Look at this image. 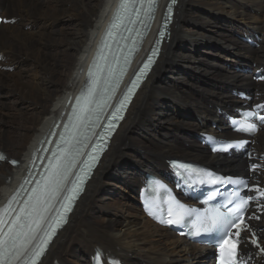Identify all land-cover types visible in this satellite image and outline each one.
<instances>
[{"label": "bare ground", "instance_id": "bare-ground-1", "mask_svg": "<svg viewBox=\"0 0 264 264\" xmlns=\"http://www.w3.org/2000/svg\"><path fill=\"white\" fill-rule=\"evenodd\" d=\"M122 1L0 0L2 14L18 20L14 26H0L2 65L17 69L16 75L0 70V148L7 158L0 164V213L18 196L42 140L71 116ZM167 1H157L150 32L130 73L151 48ZM178 3L172 41L163 44V54L131 103L69 225L41 264H92L96 252L113 254L124 264H213L208 260L212 250L150 221L138 205L139 192L146 174L166 173L177 153L222 171L247 166L249 160L241 155L231 159L211 155L195 143L193 133L210 129L214 135L240 138L216 109L231 113L239 108L241 101L235 94V99L231 97L238 87L264 93V83L251 81L264 68V45L257 49L239 40L257 33L255 41L264 42V0ZM239 16L244 21L238 22ZM233 65L249 70L236 74ZM211 121L220 122V127L214 130ZM258 134L256 149L264 153V131ZM190 142V149L184 148ZM129 146H134L132 154L124 151ZM119 182L129 191L119 193L114 187ZM112 195L125 203L112 202L108 198Z\"/></svg>", "mask_w": 264, "mask_h": 264}, {"label": "snow or ice", "instance_id": "snow-or-ice-1", "mask_svg": "<svg viewBox=\"0 0 264 264\" xmlns=\"http://www.w3.org/2000/svg\"><path fill=\"white\" fill-rule=\"evenodd\" d=\"M128 7L127 3H122V9H126ZM117 20H120V17H117ZM4 22H8V21H4ZM115 26V25H114ZM109 35H111V33H109ZM92 93V89L89 88L88 92L85 93V96H90ZM83 98V97H82ZM79 104V101H78ZM122 106V105H121ZM262 120H264V117L261 118ZM109 127H112V125L110 124ZM248 130H254L252 128L251 125H248ZM3 156H0V159H3ZM14 163V162H13ZM90 168V166H89ZM86 175V173H85ZM67 178V171H64L62 174V179H66ZM78 183L77 184H73L72 185V195H69L68 197H66V204L64 206V211L67 212L70 210L71 207V203L72 201L75 199V194L80 190V184L83 183V176L81 177H77ZM233 183H235V181H232ZM60 185H57V191H59ZM262 195H264V193H262ZM248 203L247 200H244L243 203L238 206L237 211L240 210V208H242L243 206H245ZM23 211V210H22ZM171 216V213L169 214ZM19 219V218H17ZM40 219H43V217H41ZM64 220V216L60 215L56 221V224L59 225V223L63 222ZM162 223H168V224H179L181 222V218L178 216L175 219L169 218L167 221H161ZM243 224V220H239L238 222H236L235 224H233L231 221L228 220L227 217H223L220 213H217L216 216L212 217L211 220L209 221V227L211 229H217L219 230V228H230V227H238ZM39 221L35 222V228H39ZM246 227V225H245ZM35 228L32 229L33 232V237L35 236ZM55 227H50V231L45 233V236L47 237V239L43 240L41 243L42 244H47L48 239L51 238V234H54L55 232ZM9 233H12V228H9ZM229 235V232H225V238L221 241V252H223V245L229 243L227 237ZM238 235V233H237ZM253 235H255V233H253ZM31 239V238H30ZM30 242L26 241L25 245ZM252 243L256 244L257 241L253 240ZM21 248H17V239L15 236L9 235L6 236L3 240H0V249H2V252H0V264H3V257L5 255H12L13 257H18L21 254V251L23 250V247ZM258 246V245H257ZM44 251L43 247L38 248V250L35 252L36 256H39L40 254H42V252ZM261 252H264V248L260 249ZM34 264V262H33ZM230 264H238V262L233 259L232 261H230Z\"/></svg>", "mask_w": 264, "mask_h": 264}, {"label": "rangeland", "instance_id": "rangeland-1", "mask_svg": "<svg viewBox=\"0 0 264 264\" xmlns=\"http://www.w3.org/2000/svg\"><path fill=\"white\" fill-rule=\"evenodd\" d=\"M236 20L238 21V22H240V21H242L243 19L239 16L238 18L236 17ZM244 21V20H243ZM8 34H9V32H8ZM246 35H244V36H242V37H239V40H240V42L243 44L244 43V40H243V38L245 37ZM244 45V44H243ZM260 49V48H259ZM189 55L190 54H192L190 51H188L187 52ZM235 60H236V58H235ZM234 63V62H233ZM238 67H242L240 70H238ZM232 72H235L236 74H238L239 72H242V73H244V70H246V69H248V68H246L245 69V67H243V66H240V65H233L232 66ZM13 71H11V72H7L8 73V75H14L16 72H17V69L13 66ZM236 70V71H235ZM239 71V72H238ZM14 73V74H13ZM16 75V74H15ZM232 88H236V87H232ZM238 89H241L242 91L244 90V89H246L245 87H238L237 88V90ZM236 90V89H235ZM231 91V90H230ZM231 99V98H230ZM229 103H232V99H231V101L229 102ZM213 107L211 106V110H213L212 109ZM215 109L217 108V107H214ZM214 109V110H215ZM218 109H221V107H218L216 110H218ZM223 110H224V108H222ZM191 120L194 122V123H197V122H200V120H197V119H195V118H191ZM213 123H217L218 125H220V122H213V121H211L210 122V127L212 128V124ZM199 125H201V124H199ZM207 130H210V129H206L205 131H203V133H206V132H208ZM202 133H199V134H197V133H193V136L196 138L195 139V143L198 145V142H197V138H199V135H201ZM144 142H146L144 139H142ZM191 145H192V143L190 142V143H184V148H186V149H190V147H191ZM0 147H1V145H0ZM2 148V147H1ZM133 149H134V146H129V149H124V151H126V152H128V154H132L133 153ZM173 158H180V159H182V160H186V161H194V162H198V163H205V162H202V161H200V160H198V158H195L194 156H190V157H187L185 154H183V153H177V154H175L174 156H173ZM173 158H172V160H173ZM7 162V161H6ZM6 164V163H5ZM207 164V163H206ZM162 172V171H161ZM226 172H232V171H226ZM150 173H154V172H148V174H150ZM155 174V173H154ZM151 175H153V174H151ZM118 184H122L124 187H122L121 185H118ZM114 187H115V189L120 193H122V192H128L129 191V188H127V185L124 183H122V182H119V183H117V184H114ZM127 196H128V194L127 193H125ZM119 196H115V195H112V196H108V198H110V200H112V202H115V201H118V202H122V203H125L121 198H118ZM114 200V201H113Z\"/></svg>", "mask_w": 264, "mask_h": 264}]
</instances>
